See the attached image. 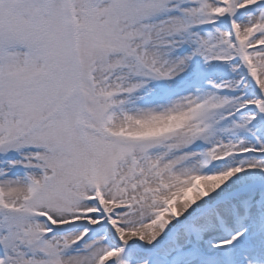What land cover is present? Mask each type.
Returning <instances> with one entry per match:
<instances>
[{
	"label": "snow or ice",
	"instance_id": "obj_1",
	"mask_svg": "<svg viewBox=\"0 0 264 264\" xmlns=\"http://www.w3.org/2000/svg\"><path fill=\"white\" fill-rule=\"evenodd\" d=\"M0 264H264V0H0Z\"/></svg>",
	"mask_w": 264,
	"mask_h": 264
}]
</instances>
